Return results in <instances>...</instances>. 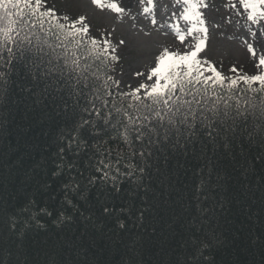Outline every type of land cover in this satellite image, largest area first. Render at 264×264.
<instances>
[{
    "label": "trees",
    "instance_id": "16d2710c",
    "mask_svg": "<svg viewBox=\"0 0 264 264\" xmlns=\"http://www.w3.org/2000/svg\"><path fill=\"white\" fill-rule=\"evenodd\" d=\"M56 43L0 48V264H264V91L137 138L139 102L111 91L127 60L74 70Z\"/></svg>",
    "mask_w": 264,
    "mask_h": 264
},
{
    "label": "snow or ice",
    "instance_id": "6c2138e0",
    "mask_svg": "<svg viewBox=\"0 0 264 264\" xmlns=\"http://www.w3.org/2000/svg\"><path fill=\"white\" fill-rule=\"evenodd\" d=\"M178 2L183 6L182 19L190 26L186 34L179 35V41L182 46L187 41L188 50L177 53L163 48L154 57L153 66L147 74L139 71L136 73L137 77L144 76V82L138 83L128 95L139 103L133 113L126 111L124 115L128 125L138 133L137 138L142 134L144 127H147L149 132H155L156 124L161 127L165 124L172 127L180 124L194 129L198 119H207L205 110L209 102L212 107L207 108V111L213 113L220 111L221 102L225 109L231 107L226 100L222 101L217 89L227 87L228 92L235 90V93H238L239 85L243 83L247 91H255L256 88L264 91V74L240 76L228 81L226 86L225 76L215 65L200 57L207 47L208 29L201 11L202 8H207L205 0H178ZM241 2L245 10H250L248 19L253 23L264 21V0H241ZM92 3L101 9L105 7L103 0H92ZM107 7L116 13L123 11L116 3L108 4ZM87 19L84 15L78 18H70L67 15L61 17L54 9L46 6L45 0H0V21L3 22L0 25V48L11 56L16 50L22 51L30 47L33 37L40 38L43 35L45 38H55L56 49H63L61 55L65 64L72 65L74 70L82 67V60L118 61L119 57L113 55L115 50L110 48L107 40L101 43L90 35ZM155 22L152 20L153 24ZM119 43L125 42L121 40ZM252 54L255 55V52L253 51ZM259 65L264 66V58L259 59ZM231 71L235 73L237 69L233 68ZM141 92L147 103L141 100ZM106 95L110 96L111 92L106 90ZM97 99H100L102 106L107 107L109 101L99 96ZM93 110H95L94 104ZM95 111L96 115L100 114L98 110ZM224 114L227 115V112L225 111ZM208 127L211 128V125Z\"/></svg>",
    "mask_w": 264,
    "mask_h": 264
},
{
    "label": "rangeland",
    "instance_id": "374dc122",
    "mask_svg": "<svg viewBox=\"0 0 264 264\" xmlns=\"http://www.w3.org/2000/svg\"><path fill=\"white\" fill-rule=\"evenodd\" d=\"M58 2L64 9L72 10L77 18L86 16L90 35L95 31L98 38L109 39L110 48L115 50L113 55L119 60H127V64L118 65L110 73L111 91L115 93V98L125 100H134L128 93L133 92L138 83L144 82V76L137 77L136 73L147 74L161 49L177 51L181 48L179 35L186 34L190 27L182 19L183 6L178 0H103V9L94 5L92 0ZM111 3H116L123 11L116 13L108 8ZM205 3L207 8L201 11L208 29L207 47L200 57L215 65L225 76L226 84L248 75L241 68L247 60L254 64L256 74H264V66L259 65V59L264 58V21L253 23L248 19L250 10L244 9L241 0H205ZM152 20L156 22L153 24ZM121 40L125 43L120 44ZM183 47L184 51L188 50L187 41ZM233 68L237 69L235 73L231 71ZM239 87L245 88L243 83ZM140 95L144 98L143 92Z\"/></svg>",
    "mask_w": 264,
    "mask_h": 264
}]
</instances>
